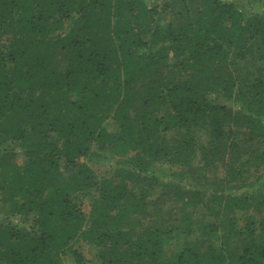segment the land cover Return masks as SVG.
Instances as JSON below:
<instances>
[{"label":"trees","instance_id":"1","mask_svg":"<svg viewBox=\"0 0 264 264\" xmlns=\"http://www.w3.org/2000/svg\"><path fill=\"white\" fill-rule=\"evenodd\" d=\"M263 179L264 0H0V264H264Z\"/></svg>","mask_w":264,"mask_h":264},{"label":"rangeland","instance_id":"2","mask_svg":"<svg viewBox=\"0 0 264 264\" xmlns=\"http://www.w3.org/2000/svg\"><path fill=\"white\" fill-rule=\"evenodd\" d=\"M107 155V154H105ZM92 166L94 167V169L96 170V173L99 175V176H107V172L105 171L104 167L101 165H95V164H92ZM221 171V170H220ZM221 173V172H220ZM264 181V179H263ZM86 211V210H85Z\"/></svg>","mask_w":264,"mask_h":264}]
</instances>
